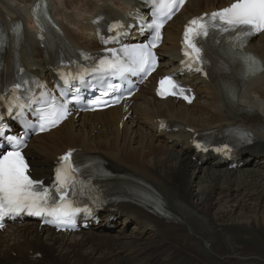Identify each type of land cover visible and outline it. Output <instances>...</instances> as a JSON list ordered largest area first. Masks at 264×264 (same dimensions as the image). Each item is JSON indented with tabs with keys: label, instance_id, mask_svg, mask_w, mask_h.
<instances>
[{
	"label": "bare ground",
	"instance_id": "bare-ground-1",
	"mask_svg": "<svg viewBox=\"0 0 264 264\" xmlns=\"http://www.w3.org/2000/svg\"><path fill=\"white\" fill-rule=\"evenodd\" d=\"M32 2L0 0V16L9 13L29 22L28 12ZM78 2L67 1L63 6L73 10V18L84 15ZM225 2L190 0L185 13L196 14L222 6ZM188 16L180 17L178 23ZM12 20V17L7 19L8 23ZM179 24L170 28L173 37ZM257 41L261 42L260 46ZM257 41L251 44V48L264 56V37ZM12 51L9 43L6 52L8 66ZM263 82L264 77L252 83L248 90L254 89L253 94L246 96L247 93H244L242 100L245 98V103L237 105L245 113L238 123L239 128L253 134L251 153L238 171L213 165L198 166L191 159L189 148H175L167 144L154 132L157 125L148 129L147 124H143V120L150 123L155 117L163 116L177 118L198 129L223 122L225 118L222 117L218 98L207 87L204 89L209 97L198 110L177 105L172 100L157 102L142 96L135 109L141 119L130 122L137 125L133 131L129 124L121 132L118 126L121 109L117 108L99 117L83 116L81 124L69 125V133H64V136L57 133L45 135L52 141L49 145L42 142L44 144L39 145V149L48 158L67 145L81 144L87 151L101 153L116 171L127 170L150 179L157 186L158 193L135 185L129 187L128 198L141 207L137 210L139 213L133 214L138 226L114 238L102 236L99 239L95 234L87 239L77 236L67 238L53 232L44 235L34 224L18 225L4 234L0 264H29L27 258L31 249L43 251L49 257L40 264H54L52 257L64 259L63 264H128L125 256L115 252V244L121 248L133 245V249L138 248L139 252L152 248L148 256H165L160 264H264V244L249 247L244 241L253 237L247 229L264 231V168H258L261 165L264 167V116L260 113L264 112V87L260 86H264ZM196 186L199 190L195 189ZM155 198L167 199V204L156 207ZM239 209L240 213L236 214ZM160 216L167 217L171 222L160 220ZM13 250L18 252V258L10 255Z\"/></svg>",
	"mask_w": 264,
	"mask_h": 264
},
{
	"label": "snow or ice",
	"instance_id": "snow-or-ice-1",
	"mask_svg": "<svg viewBox=\"0 0 264 264\" xmlns=\"http://www.w3.org/2000/svg\"><path fill=\"white\" fill-rule=\"evenodd\" d=\"M184 2L185 0H152L155 19L141 28V31L145 28L152 31L150 42L122 47L119 50L108 49L110 56H105L94 64L91 73L98 74L101 82L106 85V90L101 93V97H106L110 92H117L119 89L120 85L112 83V78L123 80L128 74L142 75L147 78L155 71L156 55L153 49L161 40V29L166 21L172 18L174 11L183 6ZM35 10L40 11L39 4L36 5ZM119 27L121 26L113 24L110 30ZM210 30L213 33L228 35L230 38L228 52L241 64L242 75L245 78L264 70V66L254 56L237 51L243 49L248 38L264 32V0H234L228 7L192 19L185 28L183 38L186 59L182 63L189 71H203L204 54L201 38H208ZM13 31L19 39L22 35L20 26L17 25ZM4 45L5 37L0 33V47ZM87 74L89 70L85 69L79 77L71 79L79 78L83 81ZM65 83L68 84L67 77ZM159 83L158 94L160 96L178 95L191 102V98L186 95V89L176 83L171 76L164 77ZM14 87L18 89L20 85L17 84ZM61 95L65 93L62 91ZM79 98L78 95L73 96L74 100H79ZM119 99L117 95L113 103H118ZM33 103L42 105L35 110L39 121L38 128L41 132L56 127L69 115L68 101L61 102L47 92H41L39 97H33L27 105H19L20 114H23L25 107H31ZM91 103L95 107H100L106 105L107 101L98 98L92 100ZM11 111L10 107V114ZM2 121L3 117L0 116V137L7 139L12 144V149L0 154V219L4 216L27 212L30 215L51 217V220L47 221L49 223L69 222L71 217L80 211L68 198L70 181L77 170L73 166L72 151L60 157L55 182L51 187H45L42 181L34 180L28 174V164L21 151L23 140L6 136L8 126Z\"/></svg>",
	"mask_w": 264,
	"mask_h": 264
},
{
	"label": "rangeland",
	"instance_id": "rangeland-1",
	"mask_svg": "<svg viewBox=\"0 0 264 264\" xmlns=\"http://www.w3.org/2000/svg\"><path fill=\"white\" fill-rule=\"evenodd\" d=\"M201 102V101H200ZM198 102L196 105H200L201 103ZM107 155V154H106ZM116 164V163H115ZM255 167V166H254ZM249 168H253V167H249ZM258 168H261L263 170V165L259 166ZM196 190H199V188L196 186L195 187ZM216 211L218 212L219 209H216ZM236 214H239L240 213V209L235 212ZM247 231L253 236L252 239H247V240H244L245 241V244L247 246H256L257 243L258 244H264V231L261 230V229H253V230H248ZM51 253V252H50ZM57 261L54 259L52 261H54V264H58V258H56ZM46 261V260H45Z\"/></svg>",
	"mask_w": 264,
	"mask_h": 264
}]
</instances>
